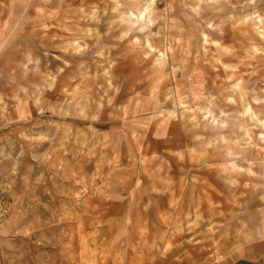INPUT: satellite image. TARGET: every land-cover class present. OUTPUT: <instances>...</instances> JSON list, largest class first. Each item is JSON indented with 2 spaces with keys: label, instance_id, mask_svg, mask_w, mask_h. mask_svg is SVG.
<instances>
[{
  "label": "rangeland",
  "instance_id": "374dc122",
  "mask_svg": "<svg viewBox=\"0 0 264 264\" xmlns=\"http://www.w3.org/2000/svg\"><path fill=\"white\" fill-rule=\"evenodd\" d=\"M0 264H264V0H0Z\"/></svg>",
  "mask_w": 264,
  "mask_h": 264
}]
</instances>
